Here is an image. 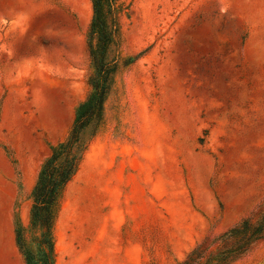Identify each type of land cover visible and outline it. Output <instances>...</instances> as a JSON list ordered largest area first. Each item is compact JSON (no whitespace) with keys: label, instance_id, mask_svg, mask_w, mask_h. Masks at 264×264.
<instances>
[{"label":"rangeland","instance_id":"obj_1","mask_svg":"<svg viewBox=\"0 0 264 264\" xmlns=\"http://www.w3.org/2000/svg\"><path fill=\"white\" fill-rule=\"evenodd\" d=\"M104 122L65 188L55 264H180L264 218V0H121ZM92 0H0V264L90 93ZM231 264H264V237Z\"/></svg>","mask_w":264,"mask_h":264},{"label":"trees","instance_id":"obj_2","mask_svg":"<svg viewBox=\"0 0 264 264\" xmlns=\"http://www.w3.org/2000/svg\"><path fill=\"white\" fill-rule=\"evenodd\" d=\"M93 17L87 42L90 58L88 84L90 93L77 111L69 136L54 145L42 164L33 189L30 227L39 228L36 247L26 239V228L16 225V243L26 264H55L54 225L59 200L78 172L88 150L90 131L95 135L104 122L106 101L112 91L118 63L110 52L121 34V17L126 7L121 0H92ZM264 237V218L258 222L245 219L218 238L203 241L180 264H231Z\"/></svg>","mask_w":264,"mask_h":264}]
</instances>
